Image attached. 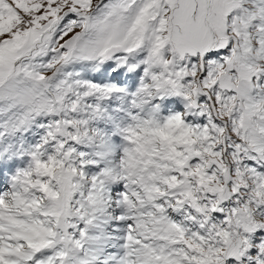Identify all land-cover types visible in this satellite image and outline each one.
I'll use <instances>...</instances> for the list:
<instances>
[{
  "label": "snow or ice",
  "instance_id": "6c2138e0",
  "mask_svg": "<svg viewBox=\"0 0 264 264\" xmlns=\"http://www.w3.org/2000/svg\"><path fill=\"white\" fill-rule=\"evenodd\" d=\"M0 264H264V0H0Z\"/></svg>",
  "mask_w": 264,
  "mask_h": 264
}]
</instances>
